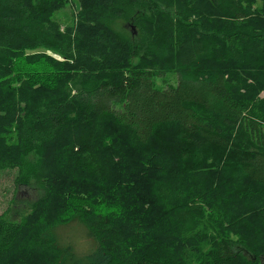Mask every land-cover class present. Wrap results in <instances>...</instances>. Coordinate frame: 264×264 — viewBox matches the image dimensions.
Here are the masks:
<instances>
[{
  "label": "trees",
  "instance_id": "obj_1",
  "mask_svg": "<svg viewBox=\"0 0 264 264\" xmlns=\"http://www.w3.org/2000/svg\"><path fill=\"white\" fill-rule=\"evenodd\" d=\"M67 4L0 0V171L41 193L0 215V264H264V0H78L62 32ZM64 178L138 188L54 221ZM75 223L88 255L60 240Z\"/></svg>",
  "mask_w": 264,
  "mask_h": 264
},
{
  "label": "rangeland",
  "instance_id": "obj_2",
  "mask_svg": "<svg viewBox=\"0 0 264 264\" xmlns=\"http://www.w3.org/2000/svg\"><path fill=\"white\" fill-rule=\"evenodd\" d=\"M78 0H68L67 7L63 10H61L56 15V20L61 25V31L65 32L66 27L73 24V20L77 16L78 10ZM129 22L120 21L119 26L117 27L119 31H123L129 36H133V33L135 32L133 28H127L126 25H128ZM54 60H56L59 63L62 64H68L73 65L70 63L67 59H64L62 56L53 53L50 51L48 53ZM135 64H138L137 61H135ZM82 67V66H80ZM81 68H75L72 73L77 75L78 77L72 81L69 82V92L67 93L70 96H74L77 94L76 88L71 84H82L79 83L81 80L83 81V73H86ZM104 79L101 77H98L95 81L97 83H100ZM83 85V84H82ZM113 132H107L103 135L100 146L103 150L108 152H117L115 151L117 149V145L119 138L114 137L112 134ZM116 133V132H114ZM117 134V133H116ZM110 135V136H109ZM29 159L33 160L35 157L31 156ZM17 170H2L0 171V215H3V218L7 222L12 223H20L22 219L27 216L29 213L33 211V206L30 205L31 202H33L36 198L39 197V191L37 190H30L27 191L25 194H21V197L19 196L18 201L15 202V196L17 194ZM71 179L64 178V181H61L59 188L57 189L56 193V201L54 204V208L52 210V213L50 215V218L52 220H64L74 214L78 209L83 208L86 205H89L97 212H103V213H109L110 211L116 212V210H120L121 206V193H131L130 187L135 185L136 182L131 183H117L116 188L113 192L112 196L110 195H98L97 193H92L89 195V193H78V184H75L73 181H70ZM136 183V189L137 187ZM40 190V186H37ZM41 191V190H40ZM103 193V192H102ZM41 194V193H40ZM110 197H114L115 199H111ZM85 200V201H83ZM87 201V202H86ZM116 201L119 203V205L116 203ZM90 202V203H88ZM137 206H135V209ZM153 212H157L155 210H152ZM149 214V213H148ZM147 214V216H148ZM140 215V214H139ZM86 230L81 225L75 223L70 227L62 228L59 235L60 240L62 242L69 241L68 245H71L75 252L81 256L88 255L92 253L87 249V245H89L90 242H88V238L86 236ZM91 245V244H90ZM27 262L34 263L35 260L32 258L31 260L28 259Z\"/></svg>",
  "mask_w": 264,
  "mask_h": 264
},
{
  "label": "water",
  "instance_id": "obj_3",
  "mask_svg": "<svg viewBox=\"0 0 264 264\" xmlns=\"http://www.w3.org/2000/svg\"><path fill=\"white\" fill-rule=\"evenodd\" d=\"M32 189L28 188L27 186H20L17 192V197H21V194H25L27 191H30Z\"/></svg>",
  "mask_w": 264,
  "mask_h": 264
}]
</instances>
